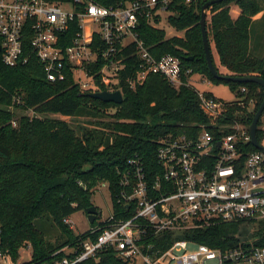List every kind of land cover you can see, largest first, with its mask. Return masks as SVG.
<instances>
[{
	"label": "trees",
	"instance_id": "1",
	"mask_svg": "<svg viewBox=\"0 0 264 264\" xmlns=\"http://www.w3.org/2000/svg\"><path fill=\"white\" fill-rule=\"evenodd\" d=\"M129 1L133 0H99L105 6ZM208 1H170L166 19L171 27L183 32L182 37L166 38L165 31L156 27L158 17L151 21L143 19L138 34L155 56H176L183 70H191V75L230 86L236 99L225 102L226 111L217 118L203 109L194 86L184 84L175 88L158 74L149 75L134 89L124 81L120 83L123 101L116 104L91 98L89 91L81 90L74 83L72 75H66L63 81H48L34 55L25 65L16 67H7L0 60V252L10 257L13 264L18 251L27 246L32 249V258L23 264H52L65 256L61 252L64 247L76 246L89 236L88 231L75 235L64 220L94 206V189L100 184L108 187L115 216L128 218L129 211L116 201L124 189L123 176L131 171L128 161L139 158L147 181L152 184L159 171L156 148L161 138L167 135L196 138L204 130L218 137L219 131H234L235 124L248 131L263 102L264 89L255 83L223 81L210 74L199 24L201 7ZM231 5L239 9L236 18L231 16ZM263 10L264 0H223L207 8L206 29L220 74L257 76L264 80ZM262 12L261 20L255 21L254 17ZM136 68L134 60L128 61L122 79ZM99 86L100 90L106 89ZM204 95L214 97L210 93ZM14 96L22 103L15 104L11 111L8 108ZM251 103L254 107L249 111ZM25 109L40 117L23 115ZM49 115L85 116L92 120V127H81L78 135L67 122ZM14 119L16 126L11 123ZM257 140L264 146V127L260 120ZM257 151L251 143L243 146L245 155ZM44 218L51 223L48 236L36 224ZM258 224V245L264 247V222ZM95 225L96 220L91 226ZM239 226L211 225L202 229L195 240L223 249L236 244ZM54 230L56 235L51 240ZM77 264L126 263L108 249L98 260L87 259Z\"/></svg>",
	"mask_w": 264,
	"mask_h": 264
},
{
	"label": "built area",
	"instance_id": "2",
	"mask_svg": "<svg viewBox=\"0 0 264 264\" xmlns=\"http://www.w3.org/2000/svg\"><path fill=\"white\" fill-rule=\"evenodd\" d=\"M170 1L105 6L99 0H0V60L16 67L34 55L48 81L72 75L74 83L90 93L103 91L99 85L122 93L123 81L134 89L151 74L163 76L175 88L194 86L195 74L183 70L180 58L155 56L138 34L143 19L158 17L160 23L168 17ZM133 60L136 70L122 79L127 62ZM198 95L213 118L224 115V101L200 91ZM21 103L14 96L8 109ZM23 114L40 117L31 109ZM11 123L17 124L15 119ZM233 129L219 131L218 137L204 130L196 138L167 135L158 140L159 171L152 184L141 160L130 159L131 171L123 176L124 189L116 196L130 216L117 218L112 212L96 220L87 230L89 236L64 247L65 256L52 264L98 260L108 249L126 264H264V247L256 234L258 223L264 222V153L245 155L249 132L239 124ZM64 222L71 227L69 218ZM219 224L246 226L252 239L223 249L196 242L202 229ZM8 258L0 252V264H9Z\"/></svg>",
	"mask_w": 264,
	"mask_h": 264
},
{
	"label": "rangeland",
	"instance_id": "3",
	"mask_svg": "<svg viewBox=\"0 0 264 264\" xmlns=\"http://www.w3.org/2000/svg\"><path fill=\"white\" fill-rule=\"evenodd\" d=\"M237 11L239 12V9L235 5H231V16L236 17ZM264 12V10H263ZM262 13L258 14L256 17H254L255 21H260L262 18ZM206 23L208 26L209 23V14L206 12ZM157 28L163 29L166 33V38H172V37H182L183 32L178 31L171 27V25L168 23V20L166 18L162 19L160 23L156 25ZM208 38L210 41V45L213 52L214 61L216 62L217 56L214 50L213 43L211 41L210 33L208 31ZM221 72H225L223 68L220 69ZM194 80L198 81L196 84H194V87L204 93H210L212 96H214L216 99L224 101V102H232L236 99V95L234 91L230 88L228 84L225 83H214L206 80V82H201L202 78L200 76L195 75ZM200 80V81H199ZM254 107V104L251 103L249 105V111H252ZM23 114V112H22ZM24 115V114H23ZM48 117L62 120L67 122L78 135H80V128L81 127H92L90 125V118L85 116H76V117H63L60 115H49ZM105 121V120H104ZM260 121H262V126L264 127V115H261ZM262 145V144H261ZM93 205L97 208V221L98 219H106L110 216L112 213V202L110 198V193L106 185L100 184L94 189V194L92 197ZM71 229L75 235H80L84 232H86L91 224L88 221L87 215L84 211H78L71 215L69 217ZM41 230H43L45 233H50L51 230V223L46 220V218L38 220L36 223ZM56 235V231L54 230L50 236V239L53 240L54 236ZM252 239L251 232L249 231L248 227H241L239 228V232L235 236V240L237 244H241L243 242L247 243ZM32 258V249L31 247H23L18 251V257L14 264H23L26 262H29ZM9 264H13V261L11 258H8Z\"/></svg>",
	"mask_w": 264,
	"mask_h": 264
},
{
	"label": "water",
	"instance_id": "4",
	"mask_svg": "<svg viewBox=\"0 0 264 264\" xmlns=\"http://www.w3.org/2000/svg\"><path fill=\"white\" fill-rule=\"evenodd\" d=\"M221 1L223 0H210L206 2L204 5H202L201 7L199 24H200V31H201V36H202L203 51H204L205 61H206L208 70L210 74L216 79L223 80V81H231L235 83H255V84L260 85L264 89V80L260 77H257V76L233 77V76L222 75L217 71L215 67L213 52H212L211 45L209 43L208 33L206 29V10L211 5L221 2ZM89 96L93 99L101 100L107 103L111 102V103L120 104L123 101L122 93L120 91L108 92L106 90H103L101 92L90 93ZM263 111H264V99L260 107L256 111L251 124L248 127V132L250 135L251 145L257 150L264 153V146L261 145L257 140L258 122L261 118ZM97 212L98 210L95 206H91L86 209L85 213L87 215V218L90 224H93L95 222Z\"/></svg>",
	"mask_w": 264,
	"mask_h": 264
},
{
	"label": "crops",
	"instance_id": "5",
	"mask_svg": "<svg viewBox=\"0 0 264 264\" xmlns=\"http://www.w3.org/2000/svg\"><path fill=\"white\" fill-rule=\"evenodd\" d=\"M237 15H238V11H237V13H236V17H237ZM236 17H233V18H236Z\"/></svg>",
	"mask_w": 264,
	"mask_h": 264
}]
</instances>
